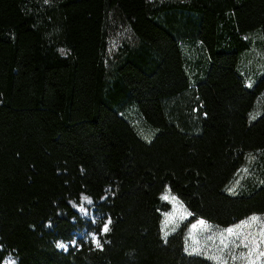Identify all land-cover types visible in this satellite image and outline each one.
<instances>
[{"label": "trees", "instance_id": "1", "mask_svg": "<svg viewBox=\"0 0 264 264\" xmlns=\"http://www.w3.org/2000/svg\"><path fill=\"white\" fill-rule=\"evenodd\" d=\"M252 30L264 56V0H0V264H213L184 251L193 219L264 214V180L224 191L264 150V66L249 85L237 68ZM183 41L205 54L191 76ZM165 188L190 218L163 238Z\"/></svg>", "mask_w": 264, "mask_h": 264}, {"label": "rangeland", "instance_id": "2", "mask_svg": "<svg viewBox=\"0 0 264 264\" xmlns=\"http://www.w3.org/2000/svg\"><path fill=\"white\" fill-rule=\"evenodd\" d=\"M242 37L246 39L248 48L240 55L237 68L245 76V84L249 85L253 76L262 72L264 56L258 45L259 34L256 30L246 32ZM181 48L185 69L191 76L202 66L205 58L204 50L198 42L190 41L181 42ZM187 96L189 97L188 93L184 97L170 100L169 103H178L177 106H180L182 114H186L189 110L187 105L184 106ZM263 111L264 90L258 94L247 118L253 119ZM122 115L132 124L140 137L145 140L151 137L153 129L142 122L133 106L126 105ZM263 180L264 150L245 151L242 165L226 183L224 191L229 194L247 192ZM165 195L168 199L162 198ZM160 199L169 204V209L161 212L160 229L162 237L165 238L188 220L190 213L168 188L162 191ZM70 204L83 219L95 220V206L88 197L82 195L78 203L70 202ZM200 221L204 222L203 225ZM229 229H232L231 233ZM89 236L96 242L94 233H90ZM69 245H72V242ZM67 247L68 244H59L60 249L66 250ZM184 251L188 255H199L213 264H264V214H250L226 227L216 226L200 218L193 219L184 231ZM1 264H14V262L11 256L7 255Z\"/></svg>", "mask_w": 264, "mask_h": 264}, {"label": "snow or ice", "instance_id": "3", "mask_svg": "<svg viewBox=\"0 0 264 264\" xmlns=\"http://www.w3.org/2000/svg\"><path fill=\"white\" fill-rule=\"evenodd\" d=\"M162 198H163V199H168V196L165 195V196H163ZM203 223H204L203 221H200V224H201V225H203ZM107 230H108V228H107V226H105L104 231H107ZM228 231H229V233H231V232H232V229H229ZM60 246L63 247V245H60ZM97 246H99V243H98Z\"/></svg>", "mask_w": 264, "mask_h": 264}]
</instances>
